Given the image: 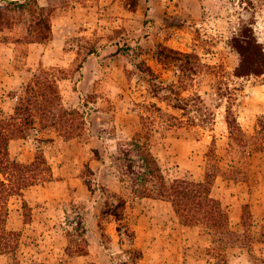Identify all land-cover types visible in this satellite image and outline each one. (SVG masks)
<instances>
[{"label":"rangeland","instance_id":"obj_1","mask_svg":"<svg viewBox=\"0 0 264 264\" xmlns=\"http://www.w3.org/2000/svg\"><path fill=\"white\" fill-rule=\"evenodd\" d=\"M241 30L264 46V0H0V111L42 71L59 97L55 126L9 147L25 164L44 155L54 177L25 191L29 224L10 200L21 264H264V74L235 76ZM229 92L247 147L230 138ZM132 142L170 180L203 181L212 152L226 227L184 226L132 194L120 159Z\"/></svg>","mask_w":264,"mask_h":264},{"label":"trees","instance_id":"obj_2","mask_svg":"<svg viewBox=\"0 0 264 264\" xmlns=\"http://www.w3.org/2000/svg\"><path fill=\"white\" fill-rule=\"evenodd\" d=\"M232 48L239 54L240 62L235 69L238 78L261 76L264 74V46L248 30H241L232 39ZM143 70V67H140ZM56 83L46 71L35 76L31 84L25 87L24 94L18 97L14 113L6 117L0 111V256L11 255L14 264H21L19 253L22 245V232L9 230V204L13 197L22 198V215L24 224L32 220V209L24 194L28 189L53 180L52 169L44 155H38L30 163L13 159L10 143L26 139L40 126L41 130L55 126L60 112L56 111L59 97H56ZM226 121L230 138L247 147L246 135L238 123L231 101L233 93L229 92ZM57 101V104H54ZM47 123L45 124V122ZM52 121L50 124L49 122ZM264 117L258 119L260 139H264ZM71 134L68 131V135ZM132 149L122 151L124 161L123 181L131 185L132 194L141 198L159 200L171 204L175 215L184 226H204L207 228H224L227 221L221 203L212 197V186L218 173L211 169L213 154L207 158L206 173L203 181L196 182L185 177L167 179L156 158L147 146L137 142L130 144ZM214 150V148H213ZM136 152L138 159L131 157ZM126 202L119 199L112 214L118 221L123 220L120 210ZM114 206V205H112Z\"/></svg>","mask_w":264,"mask_h":264}]
</instances>
